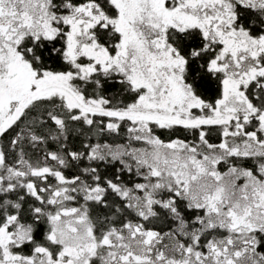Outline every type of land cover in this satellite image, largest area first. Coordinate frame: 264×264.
<instances>
[{"label": "snow or ice", "instance_id": "1", "mask_svg": "<svg viewBox=\"0 0 264 264\" xmlns=\"http://www.w3.org/2000/svg\"><path fill=\"white\" fill-rule=\"evenodd\" d=\"M0 264H264V0H0Z\"/></svg>", "mask_w": 264, "mask_h": 264}]
</instances>
